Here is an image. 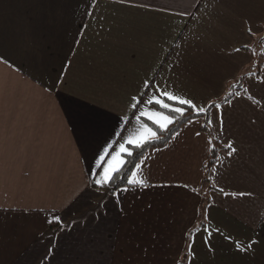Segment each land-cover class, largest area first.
Returning <instances> with one entry per match:
<instances>
[{"label": "crops", "instance_id": "1", "mask_svg": "<svg viewBox=\"0 0 264 264\" xmlns=\"http://www.w3.org/2000/svg\"><path fill=\"white\" fill-rule=\"evenodd\" d=\"M165 88L236 91L141 156L147 187L95 185ZM0 264H264V0H0Z\"/></svg>", "mask_w": 264, "mask_h": 264}, {"label": "snow or ice", "instance_id": "2", "mask_svg": "<svg viewBox=\"0 0 264 264\" xmlns=\"http://www.w3.org/2000/svg\"><path fill=\"white\" fill-rule=\"evenodd\" d=\"M96 0H92V4H94ZM192 3H196V0H191ZM162 11H167L170 14H182L184 16L192 15L188 11L187 8H173L170 5H166L164 8L161 9ZM90 12H86V15H90ZM145 87H149L146 83ZM166 101H175L180 105H188L190 109L197 112L198 115H205L207 116L208 112L211 110L212 107H219V105H208L207 107H201L197 109V106L192 103L191 100L183 99L176 95H173L169 92L166 88L163 90L157 89V93L153 96L148 97V99L144 102L145 105H156L159 106L160 109L169 110L170 113H178L181 116L184 114V109L181 107H173ZM140 100L138 97H132V102L130 107L132 109H137ZM141 118H146L147 120L152 121L154 124L158 125L161 130L167 128V125L173 123V120L170 118L169 115H165L163 112L159 111H150L147 107H143L139 109V115L136 116V120L138 123L141 122ZM208 124H211V120H208ZM157 139V133L152 130V128L148 127L147 124L141 123L140 128L137 130L136 133L129 135L124 142L119 143V150L115 152L114 155H110L108 148L103 150V153L99 156L98 167L102 169V172L98 175L93 182L95 185L100 187H110L112 182L119 178L121 173L124 171L125 166L127 165L128 161L123 158V155L127 157H131L133 155L132 151L126 147V145H132L136 148L143 147L146 143L151 142ZM211 146V140L209 141ZM229 152L228 155L231 156L236 149L229 144L228 146ZM213 154L215 155L214 147L211 148ZM106 157H110L109 159H105ZM102 162V163H100ZM143 161L136 163L134 165L133 171L130 172V175L126 177L127 183L132 186H139V187H147V181L142 175V165ZM127 189H125L126 191ZM240 195H246L241 193ZM251 195V194H247ZM58 219V218H57ZM252 243L255 241L248 243L246 246L241 245L237 242L236 247L238 251L241 252H249L252 250Z\"/></svg>", "mask_w": 264, "mask_h": 264}, {"label": "trees", "instance_id": "3", "mask_svg": "<svg viewBox=\"0 0 264 264\" xmlns=\"http://www.w3.org/2000/svg\"><path fill=\"white\" fill-rule=\"evenodd\" d=\"M259 70H261L262 65H263V60L259 59ZM242 87V86H241ZM240 88V87H239ZM236 89V88H233ZM228 93L222 100L219 101H215L213 103H211V105H217L218 103H222L227 101L228 99H230L233 94L235 93L236 90H233ZM171 106L173 107H181L184 109V114L183 116H181L178 113H170L169 110L166 109H160L159 106H156L157 108H159L161 111L165 112L166 114H168L169 116L172 117L173 123H171L166 129L161 130L159 128L158 125L154 124L152 121L147 120L148 124L155 130V132L157 133V139L146 143L143 147L141 148H136L132 145H130L131 151L133 153V155L131 157H127L125 155V159L128 161L127 165L124 168V171L121 173L120 177L115 179L110 187H104L110 191H115L120 187H124L126 186L127 180L126 177H128L130 175V172L134 170V165L139 161V159L141 158V156L150 148H156V147H162L164 146L170 139L171 137L174 135V133L188 120L195 118V117H203L204 118V124H203V130L206 131L207 133H209L210 135H214L213 129L212 127L208 124V120L210 117V111L208 112L207 116L205 115H198L196 111L190 109V107L188 105H180L175 101H167ZM213 108V107H212ZM211 108V109H212ZM215 149V155L213 154V152H211V156L209 158V160L205 163V175H204V179L203 182H210V170L211 167L213 166V164L216 162L217 160V155H218V151H219V147L218 146H214ZM54 227H60L59 224H55L53 225Z\"/></svg>", "mask_w": 264, "mask_h": 264}]
</instances>
